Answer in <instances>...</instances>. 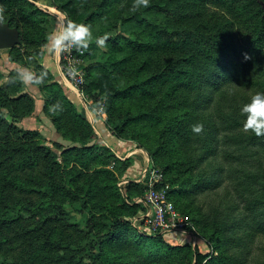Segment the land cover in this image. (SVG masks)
<instances>
[{"label":"trees","instance_id":"trees-1","mask_svg":"<svg viewBox=\"0 0 264 264\" xmlns=\"http://www.w3.org/2000/svg\"><path fill=\"white\" fill-rule=\"evenodd\" d=\"M52 3L91 26L82 88L90 108L104 104L111 134L147 151L176 207L217 254L133 225L146 211L138 200L148 187L119 185L132 158L97 143L83 108L37 61L57 19L32 0H0L4 22L21 34L11 59L48 72L37 85L43 112L70 143L47 145L39 131L18 125L36 106L11 82L12 71L0 84V264H253L252 238L264 235V138L242 131L241 108L264 93V0H150L137 11L133 0ZM105 34L103 50L95 39ZM58 101L63 111L53 114ZM196 123L202 135L192 132ZM223 185L218 204L198 201Z\"/></svg>","mask_w":264,"mask_h":264},{"label":"rangeland","instance_id":"rangeland-1","mask_svg":"<svg viewBox=\"0 0 264 264\" xmlns=\"http://www.w3.org/2000/svg\"><path fill=\"white\" fill-rule=\"evenodd\" d=\"M32 1L35 2L41 9H43L47 13H51L57 19V22H55V24H54V28H53L54 30H52V31H55L57 29L58 25L62 23L61 20H62L63 16L65 17V22L69 21L67 19V16L64 13L56 10L53 7V3H52L53 0H36V1L32 0ZM61 14H63V15H61ZM102 49L104 50L105 47ZM85 53H86V51H83V52L77 51V50L74 51L75 55L80 56L83 59V63L81 65V67H78V69L83 70L86 74L85 65L87 64V61H86ZM36 57H37V59H39V60H37V61H39V63L43 62L44 66L46 68H48L51 71L53 70L52 68H50L47 65V62L45 61V59L39 58L38 55ZM63 58H64V56H63V54H61L58 62H59V69H60L61 75H63V77H64L66 74V69L64 66ZM0 65H1L2 75H3L2 79L0 80V84H3L4 82L8 81L9 75L12 71H18V70L23 69V68H28L26 65H24V64L21 65V64L15 63L11 59L10 49H0ZM28 69H30L32 72L35 73V71L32 68H28ZM52 73H53V71H52ZM68 83H70L74 87L73 81L69 80ZM26 91L29 92L35 99V106H36L35 113L31 117L23 119L20 123H18V125L24 129L39 131L40 134L43 136V137L41 136L42 140L47 145L54 146V143L58 142L57 141L58 139L56 140V136L54 135V131L56 132V129L54 128L51 120L48 117L45 118L46 116L43 112V109L42 110L40 109L41 104L38 101V98H41V100L43 101V95L40 91V88L37 85H34L31 87H26ZM80 97H82L81 98L82 102L85 103L84 106H81V108H83L82 109L83 114H85L87 117L88 116H90V117L94 116L96 119H98V120L101 119L105 123V118L107 116H106V113L104 112V104H102L100 107H97L95 110H92L90 108V105H89L88 101L86 100L84 94ZM42 105H44V101H43ZM92 114H93V116H92ZM98 122H100V121H98ZM23 123H25L26 126H23ZM93 126H94L95 131H96L97 136H98L97 143H99L98 140H99V138L101 139V137H99L100 135L98 133L99 128H98L97 124L93 125ZM60 139L62 140L63 138L59 137V140ZM123 141H125V140H123ZM127 142H132L136 146V143L134 141L128 140ZM99 144H101V143H99ZM101 145H103V144H101ZM129 150L130 149L125 150L124 153H118L119 155H117V156L120 159L125 160V159L129 158V157H127ZM143 150H145V149H143ZM132 160H133V165L131 166V168H134L135 167V159L132 158ZM140 168H141V166H139V169ZM151 168H155L156 170L162 172L158 168L154 167L150 161L149 165L144 170L137 172L135 174V178L128 176V174L124 175V177L122 179L123 181L119 185L125 186L130 181H136L138 183H143V184L146 183L148 186L149 182H147L148 180L146 181L148 174L145 176L144 173L147 172L148 170H150ZM129 170H128V172H129ZM163 177H164V175H163ZM155 190L159 191V192L162 191L161 185H159L157 187V189L155 188ZM169 191H170V186L168 185L167 187H165L164 192H163L166 196L164 204H172L174 206V210L177 211V215H178L177 221L174 223H177V224L184 223L185 224V222H186L187 223L186 225L192 227V232H188L187 229H184V228L182 230V228L174 227V228L168 229L167 231H162L161 228H158L157 230L150 233L148 231V228L150 229V226L146 222V218H145L144 214H141L139 217H137V219L133 222V225H135L137 228L141 229L143 234H146L149 236L150 235L155 236L157 234H163L165 236L167 242H169L171 244H183L185 242L190 241V243H192L193 246L199 244L201 251L204 252L205 254H210V256H212L213 254H217V251L214 248L215 245L211 244L209 242V240L199 232V228L197 227V225H195V223H193V221L191 220V218L188 215L184 214L182 211H180L176 207L174 200L169 195ZM226 191L227 190L225 189V185H223L222 187L218 188L217 190H214V191H211V192H208V193L201 195L199 197L198 201L201 202V204H203L205 207H208L209 205H216V204H218L219 201L223 200V197H225V195H226ZM148 192H149V190L147 188L146 193L144 195V198L146 195L149 194ZM232 200L235 201L234 199H232ZM232 200H231V202H232ZM225 202H228V204H229L230 199L225 200ZM139 203H141L145 206L144 201L143 202L140 201ZM153 209H152V211L154 213L156 211V209L155 208H153ZM69 210L71 211L73 219H75L78 222L83 221V219H84L83 215L76 213V211L72 210V208H70ZM186 217H188V220H186L187 219ZM184 220H185V222H184ZM252 239H253V243H252V245L248 251V261L253 263V264L259 263L261 261L263 262L264 261V235L255 236ZM240 255H242L241 252H240ZM210 256L208 258H210Z\"/></svg>","mask_w":264,"mask_h":264},{"label":"clouds","instance_id":"clouds-1","mask_svg":"<svg viewBox=\"0 0 264 264\" xmlns=\"http://www.w3.org/2000/svg\"><path fill=\"white\" fill-rule=\"evenodd\" d=\"M149 6L150 0H133L132 11L148 8ZM4 12L5 9L0 6V24H4ZM108 39L109 36L105 34L96 38L95 43L98 47L104 48ZM92 42L93 33L90 25L73 21L62 22L55 31L48 35L47 43L43 46L40 56L43 57L45 53L59 56L63 53L71 52L73 49L83 52L89 49ZM67 74L71 76L78 75L77 70L71 66L67 68ZM47 78V71H41L37 74L28 68H23L17 71L11 82H19L25 87H31L44 84ZM49 111L53 114L62 112L63 105L58 101L50 106ZM241 115L245 117L242 131L244 133L251 132L256 137L264 138V93L257 92L252 95L250 102L242 106ZM191 130L196 135H202L204 125L196 123L192 125Z\"/></svg>","mask_w":264,"mask_h":264},{"label":"built area","instance_id":"built-area-1","mask_svg":"<svg viewBox=\"0 0 264 264\" xmlns=\"http://www.w3.org/2000/svg\"><path fill=\"white\" fill-rule=\"evenodd\" d=\"M63 15V14H62ZM62 22H65V17H62ZM75 49H73L71 52L63 53V60H64V66L66 69V74L64 76L65 79L68 81L71 80L74 83V90L78 93L79 96L83 95L82 88L85 84V72L83 70H79L78 67H81L83 63V59L80 56H77L74 54ZM71 66L74 67L77 70L78 75L71 76L67 74V68ZM147 176L146 181L149 182L148 184V190L149 194L145 196V198H140L138 202L144 201L146 211L143 213L146 218V222L150 226V229L148 228V231L152 233L153 231L157 230L158 228H161L162 231H167L168 229L177 227V228H183L186 229L188 225L187 223H174L177 221V211L174 210V206L172 204H164V201L166 199L164 192L165 187L162 186V182L164 180L162 172L156 170L155 168H151L147 172L144 173V175ZM146 184V183H145ZM147 185V184H146ZM161 185L162 191H156L155 188ZM149 208H148V207ZM155 208L156 211L153 213L152 209ZM154 210V209H153ZM143 215V216H144ZM188 220V217H186Z\"/></svg>","mask_w":264,"mask_h":264},{"label":"crops","instance_id":"crops-1","mask_svg":"<svg viewBox=\"0 0 264 264\" xmlns=\"http://www.w3.org/2000/svg\"><path fill=\"white\" fill-rule=\"evenodd\" d=\"M59 59L60 55H50L46 53L45 61L47 62V65L52 68L54 75L57 79H60L66 86L68 90V95L77 103V105L81 108V106H84L85 103L82 102V97L78 95V93L74 90L73 86L68 83V81L61 75L60 69H59ZM41 96V95H40ZM38 101L40 102V109H43V101L41 98H38ZM83 103V104H82ZM94 114V113H93ZM92 114V116H93ZM94 117V116H93ZM88 116L89 120L92 122L93 125L98 126V133L99 137V143L106 145L110 147L113 151H115L116 155H119L118 153H124L125 150L130 149L127 157H132L135 159V167L131 168L129 172H127L128 176L135 178V174L137 172H140L144 170L150 162L149 155L146 150H143V148H137L135 144L132 142L123 141L121 139H118L116 136L112 135L111 132L106 128V125L103 120L96 119L95 117ZM47 118V117H45ZM100 121V122H98ZM41 124V123H40ZM23 126H26L25 123H23ZM54 135L56 136V140L63 144L64 146H68L70 143L65 140H59V137L61 138V135L56 131H54ZM139 166L141 168L139 169Z\"/></svg>","mask_w":264,"mask_h":264},{"label":"water","instance_id":"water-1","mask_svg":"<svg viewBox=\"0 0 264 264\" xmlns=\"http://www.w3.org/2000/svg\"><path fill=\"white\" fill-rule=\"evenodd\" d=\"M20 44L21 34L18 27H12L9 22L0 24V49H10Z\"/></svg>","mask_w":264,"mask_h":264},{"label":"bare ground","instance_id":"bare-ground-1","mask_svg":"<svg viewBox=\"0 0 264 264\" xmlns=\"http://www.w3.org/2000/svg\"><path fill=\"white\" fill-rule=\"evenodd\" d=\"M56 12V11H55ZM62 15V14H61Z\"/></svg>","mask_w":264,"mask_h":264}]
</instances>
